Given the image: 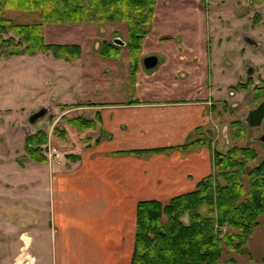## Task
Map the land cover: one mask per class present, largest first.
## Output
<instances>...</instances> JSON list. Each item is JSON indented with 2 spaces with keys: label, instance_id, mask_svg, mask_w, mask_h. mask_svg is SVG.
<instances>
[{
  "label": "rangeland",
  "instance_id": "1",
  "mask_svg": "<svg viewBox=\"0 0 264 264\" xmlns=\"http://www.w3.org/2000/svg\"><path fill=\"white\" fill-rule=\"evenodd\" d=\"M4 16L21 24L40 20L39 13L5 11ZM143 30L135 82L123 23L45 26L44 44L80 46L75 65L40 54L0 58V264H73L71 252L59 259L56 198L43 176L47 166L33 163L24 174L14 168L31 161L21 136L39 130L48 136L42 155L49 147L62 161H75L71 151L85 148L89 135L77 133L66 120L87 119L84 107L90 102L164 101L200 98L210 92L216 109L212 113L215 149H228L229 125L240 121L247 127L240 145L256 150V164L264 158V126L250 127L247 119L258 105L252 102V89L264 80V0H158L154 21ZM114 39L125 45L117 46V56L102 57L100 49ZM148 56L159 61L149 71L142 65ZM249 78V89L242 91ZM58 98L69 104H59ZM40 110L46 114L31 124V116ZM61 131L66 132L65 138L58 136ZM247 249L251 261L232 255L234 264H263L261 226Z\"/></svg>",
  "mask_w": 264,
  "mask_h": 264
},
{
  "label": "trees",
  "instance_id": "2",
  "mask_svg": "<svg viewBox=\"0 0 264 264\" xmlns=\"http://www.w3.org/2000/svg\"><path fill=\"white\" fill-rule=\"evenodd\" d=\"M157 1L0 0V58L40 54L73 62L81 57L80 46L44 44L45 26L123 23L127 30L131 81L135 82L145 39L143 29L152 25ZM5 11L39 13L40 20L32 24L16 23L4 16ZM100 55L117 56V46L105 45ZM250 82L251 78L241 90H248ZM251 97L255 105L264 101V80L252 89ZM66 123L77 133H83L93 130L97 120L76 117ZM246 128L240 121L230 123L231 145L225 151H213L211 173L192 192L166 202H138L130 264H233L236 260L232 255L251 261L247 244L257 227L264 231V158L256 164V150L240 145ZM58 136L65 138L66 132L61 131ZM47 142L48 136L42 130L27 135L23 144L26 156L36 163L45 162L42 147ZM201 143L188 141L179 149ZM151 152L154 151L135 154ZM184 216L188 222L183 221ZM224 256L228 258L222 262Z\"/></svg>",
  "mask_w": 264,
  "mask_h": 264
},
{
  "label": "crops",
  "instance_id": "3",
  "mask_svg": "<svg viewBox=\"0 0 264 264\" xmlns=\"http://www.w3.org/2000/svg\"><path fill=\"white\" fill-rule=\"evenodd\" d=\"M207 94L164 101L90 102L94 106H85L84 116L97 124L88 131L85 148L71 151L75 161L15 164L18 174L33 163L47 166L43 176L56 198L59 259L71 252L73 264H130L138 202H166L192 192L212 171L216 109L215 98ZM21 138L24 144L25 135ZM192 140L203 143L179 149ZM142 151L154 152L135 154Z\"/></svg>",
  "mask_w": 264,
  "mask_h": 264
},
{
  "label": "water",
  "instance_id": "4",
  "mask_svg": "<svg viewBox=\"0 0 264 264\" xmlns=\"http://www.w3.org/2000/svg\"><path fill=\"white\" fill-rule=\"evenodd\" d=\"M113 44L116 46H124L125 43L114 39ZM159 61L155 56H148L142 60L143 68L147 71L154 69L158 65ZM44 111L40 110L39 112L33 114L30 118L31 123L36 122L38 119L44 116ZM248 124L250 127H260L264 121V101L260 102L255 109L250 111L248 114ZM226 142H228L226 140Z\"/></svg>",
  "mask_w": 264,
  "mask_h": 264
},
{
  "label": "built area",
  "instance_id": "5",
  "mask_svg": "<svg viewBox=\"0 0 264 264\" xmlns=\"http://www.w3.org/2000/svg\"><path fill=\"white\" fill-rule=\"evenodd\" d=\"M45 157H46L47 161H49V162H51L52 160L60 159V155L54 149H51L49 147H48L47 152H45Z\"/></svg>",
  "mask_w": 264,
  "mask_h": 264
},
{
  "label": "flooded vegetation",
  "instance_id": "6",
  "mask_svg": "<svg viewBox=\"0 0 264 264\" xmlns=\"http://www.w3.org/2000/svg\"><path fill=\"white\" fill-rule=\"evenodd\" d=\"M247 72H250V71H249V69H248V71H247ZM263 123H264V121H263Z\"/></svg>",
  "mask_w": 264,
  "mask_h": 264
}]
</instances>
